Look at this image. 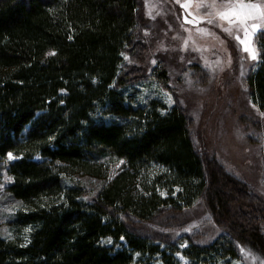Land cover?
Instances as JSON below:
<instances>
[{
	"label": "trees",
	"instance_id": "trees-1",
	"mask_svg": "<svg viewBox=\"0 0 264 264\" xmlns=\"http://www.w3.org/2000/svg\"><path fill=\"white\" fill-rule=\"evenodd\" d=\"M141 10V0H0V173L24 206L9 218L11 238L0 235V264H179L177 252L189 264H230L241 247L264 258V234L240 218L241 200L263 215L264 201L200 152L183 107L126 91L143 77L124 63L146 50L135 41ZM256 46L246 83L264 110V31ZM153 76L168 87L164 63ZM8 152L17 159L5 163ZM108 157L121 170L84 199L69 179L105 177ZM198 201L226 232L202 243L149 227Z\"/></svg>",
	"mask_w": 264,
	"mask_h": 264
},
{
	"label": "rangeland",
	"instance_id": "rangeland-1",
	"mask_svg": "<svg viewBox=\"0 0 264 264\" xmlns=\"http://www.w3.org/2000/svg\"><path fill=\"white\" fill-rule=\"evenodd\" d=\"M141 2L144 24L140 29L141 39L139 37L135 41L144 42L146 50L140 61L125 54L124 63L142 69L143 77L134 81L127 93L139 103L146 98H158L168 107L174 103L183 107L192 120V135L200 152L215 158L227 173L242 181L249 195L264 201V110L252 100L246 83L248 72L255 69L258 58L251 59L241 43L246 40L250 47L257 49L256 36L259 32L253 36L250 21L248 34L245 35L242 28L220 21L214 13L211 18L215 23L210 24L207 19L197 20L213 11L204 6L198 8L200 0ZM221 23L223 27H220ZM229 27L232 31H224ZM159 63L167 66V88L153 76ZM105 161L108 167L105 177L78 173L69 179L84 186L87 198L96 194L122 168L121 159L108 157ZM5 175L11 177L2 171L0 183L7 186L12 179L5 181ZM6 186L0 188V235L3 237L11 235L9 218L24 209L21 202L7 194ZM160 192L166 195L167 190L160 189ZM237 199V196L230 197V203L237 204ZM241 204L242 222L247 225L256 223L264 234V215L256 213L252 200H241ZM13 208V211H8ZM149 227L173 238L190 234L202 243L227 230L225 223L214 217L204 201H198L179 214H167ZM27 235L28 232L24 231L23 241H26ZM188 244L183 239L179 242L180 248ZM177 253L179 264H189L187 257ZM255 255L259 259L253 262L240 253L237 258L231 259L230 264H260L264 261L263 257Z\"/></svg>",
	"mask_w": 264,
	"mask_h": 264
},
{
	"label": "snow or ice",
	"instance_id": "snow-or-ice-1",
	"mask_svg": "<svg viewBox=\"0 0 264 264\" xmlns=\"http://www.w3.org/2000/svg\"><path fill=\"white\" fill-rule=\"evenodd\" d=\"M208 7L209 9H212V12L206 13L205 16L197 18L199 19H207L208 23H215V20L211 18L213 13L220 21H226L228 25L230 26H236L239 28H242L245 32V35L248 34L249 30V22L250 28L252 30L253 36L255 33L260 32L261 30H264V0H222V2H217V0H200V3L197 4V7ZM187 19V18H186ZM189 22H195V21H189ZM220 27H223V23L220 24ZM224 31H232V28H224ZM237 39H240L239 36H237ZM241 43L244 44L245 51L249 53V56L251 59H257L259 55V50L253 47L249 46V43L246 40H242ZM127 59V57H125ZM63 92L64 89H61ZM166 95H169L166 93ZM169 102L170 97H169ZM63 103V101H61ZM17 159V157L14 156L12 152L7 153V160L8 161ZM12 178L5 175V181H10ZM6 185L4 183H0V188H4ZM84 199H87V197H84ZM18 206V205H16ZM14 206V207H16ZM13 209H8L9 212L13 211ZM30 228H26L25 231H30ZM5 233H7V229L4 230ZM7 238H11V235L8 234ZM123 239V238H122ZM27 240V238H26ZM181 247H184V245H181ZM241 253L245 255L246 257H250L253 262L257 261L259 259L258 256H256L250 249L246 250L243 247L240 249ZM137 255H139L137 253ZM179 256L180 253H177ZM236 264H239V262H236ZM260 264H264V261H261Z\"/></svg>",
	"mask_w": 264,
	"mask_h": 264
}]
</instances>
